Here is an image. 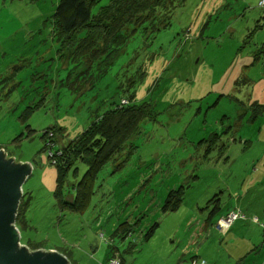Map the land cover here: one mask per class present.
<instances>
[{
  "label": "rangeland",
  "instance_id": "rangeland-1",
  "mask_svg": "<svg viewBox=\"0 0 264 264\" xmlns=\"http://www.w3.org/2000/svg\"><path fill=\"white\" fill-rule=\"evenodd\" d=\"M60 1L0 0V151L32 165L19 207L31 227L21 231L22 244L29 254L35 252L30 240L45 253L57 249L68 264H110L114 256L120 264H192L196 256L209 264L221 250L228 262L234 247L221 245L225 232L209 226L202 234L201 224L210 215L206 196L218 182L215 172L223 190L226 183L240 188L241 175L249 173L245 191L257 199L247 204L264 201V0H177L172 24L155 36L143 14L144 23L130 27L123 54L101 80L79 74L86 62L60 50L51 23ZM120 1L100 0L92 14ZM157 1L147 0L152 7ZM131 77L137 84L127 92ZM119 84L157 115L104 167L84 212L62 208L60 198L74 203V185L87 167L72 166L59 182L54 155L92 124L96 111L106 110L104 103L120 100ZM52 128L59 140L47 146L44 134ZM213 133L222 135L226 151L207 154L202 141ZM176 187L191 192L179 210L166 213ZM226 192L223 210L242 196V190ZM247 248L239 242V253Z\"/></svg>",
  "mask_w": 264,
  "mask_h": 264
},
{
  "label": "trees",
  "instance_id": "trees-1",
  "mask_svg": "<svg viewBox=\"0 0 264 264\" xmlns=\"http://www.w3.org/2000/svg\"><path fill=\"white\" fill-rule=\"evenodd\" d=\"M98 1L100 0H61L51 20L55 37L61 43L60 50L64 51L66 48L71 55H75L72 59L79 60L78 63L84 60L86 68L79 74H89V76H94L92 79L95 80L103 79L110 72L115 60L123 54L127 40L131 38L130 27H140V24L144 23L143 14H149L147 20H149L150 28L155 25L152 28L154 36L157 32L168 28L172 24L173 12L171 9L177 0H159L156 2L158 5L153 7L148 4L147 0H121L113 10L101 11L100 14L93 15L91 8ZM146 21L145 23H147ZM93 72L95 73L93 74ZM136 84L137 81L134 77L128 78L126 81L127 92H130L128 87H135ZM118 86L122 92L120 100L104 103L106 110L102 113L96 111L92 124L76 139L70 140L66 146L59 148L54 155L53 162L59 167V182L72 166L84 164L87 167L83 179L74 185L73 189L77 191L74 203L60 198L59 205L62 208L84 212L96 192L95 183L104 167L108 163H115L117 156L130 146V141L139 134L143 121L154 120L157 115L151 103L138 102L134 92L128 96L124 93L123 85L122 88L120 84ZM124 100H127V103L123 104ZM44 136L48 137L47 146L48 143L51 146L58 143L57 129L46 130ZM202 142L207 143V154H211L215 149H219L222 153L227 148L219 133H213ZM122 165L123 163L119 164L117 169ZM184 198L183 189L171 190L163 206V211L167 213L178 210L184 202ZM208 204V208L211 207L209 226L215 227V230H219L217 224L222 217H228L233 212L238 214L229 230L224 233L225 235L240 219L251 220L259 224L263 234L259 250L263 251L264 216L259 217L243 211L240 207L241 202L239 205L237 200L226 214L212 222L218 211L222 209L220 194L215 195ZM16 224L21 231L28 227L31 228L25 209L21 213L20 208L18 209ZM28 245L33 250L44 248L32 240Z\"/></svg>",
  "mask_w": 264,
  "mask_h": 264
},
{
  "label": "water",
  "instance_id": "water-1",
  "mask_svg": "<svg viewBox=\"0 0 264 264\" xmlns=\"http://www.w3.org/2000/svg\"><path fill=\"white\" fill-rule=\"evenodd\" d=\"M14 162L0 151V264H68L67 257L58 251L29 254L26 246L20 244L16 218L31 165Z\"/></svg>",
  "mask_w": 264,
  "mask_h": 264
},
{
  "label": "crops",
  "instance_id": "crops-1",
  "mask_svg": "<svg viewBox=\"0 0 264 264\" xmlns=\"http://www.w3.org/2000/svg\"><path fill=\"white\" fill-rule=\"evenodd\" d=\"M105 109H106V107H105ZM192 158H194V157H192ZM261 172L259 170L255 174L259 175ZM214 174H215V179L218 182H217V184H213V186H211V188H210L211 190L208 191L210 193L209 195L206 196V200L208 201V203L212 199V196L214 197L215 195L220 194L221 205H222V201L224 203V197L227 195L226 191H228L230 189L231 191L233 190L237 194V193H239L242 190V192L239 193V194H242V197H241V199L240 198L238 199V202H239V205H240V201L242 200V203H241L240 207L243 209V211H245L247 213L258 215L259 217L264 216V201H262V202L258 201V202H256V204H247V202L249 200L257 199V198H255V195H254L256 193H253L250 190L248 192L245 191V186L247 184V179H248L249 173L246 174V175H244V174L241 175L242 176V180H245V181L243 182L244 185H242L240 188L231 186V185L226 183L225 190H223V187H222V184H221V183H224L223 180H222V177H220V175H218V173H216V172ZM201 179H202L201 175H196L195 176V181L201 180ZM217 188L220 189V191H221L220 193H218V191L216 190ZM174 189H177V187L174 188ZM238 189H241V190H238ZM236 191H238V192H236ZM190 192H191V190H189V191L184 190V197H185V193L187 195V194H190ZM184 202H185V198H184ZM184 202L182 203V205L184 204ZM201 203L202 202L199 199L197 201L196 205L193 208L194 212L197 209H201V205H202ZM208 205L209 204H207V208L206 209H209ZM229 205L230 206H228V205L226 206V210L222 209L223 213L221 212V216L226 214L228 212V210L233 207L234 204L231 203ZM190 209H191L190 211H192V207H190ZM210 212H211V210H210ZM189 213H191V212H189ZM213 221H214V218H213L212 222ZM209 222H210V215L207 218L206 222L204 224H201L202 234H204L205 228L208 229V233H209V230H211L209 228ZM236 228L241 229V231L240 232H235ZM233 229H234V232L232 233ZM232 230L227 235L224 236L225 237L224 240L223 239L221 240V245L222 246L227 244V246L228 245H232L234 247V250L231 253V255L229 254L230 260L228 262L225 261V259H226L225 254L222 253L223 250H221V253H219L217 255H211V257L208 258L209 259V264H242L243 261L251 262V263H248V264H260V257L264 253V249H263V251L259 250L260 246H261L260 243H261L262 238H263L262 237L263 234H262V231L260 229V225L255 223V222H253V221H251V220L240 219L234 224ZM235 236L238 237L236 242H235V240H236ZM234 242H235V245H234ZM239 242H245V243L248 244V248L242 254L239 253ZM255 253H257V259L255 261L254 260L252 261V257H253V255ZM235 257H236V259L234 260Z\"/></svg>",
  "mask_w": 264,
  "mask_h": 264
},
{
  "label": "built area",
  "instance_id": "built-area-1",
  "mask_svg": "<svg viewBox=\"0 0 264 264\" xmlns=\"http://www.w3.org/2000/svg\"><path fill=\"white\" fill-rule=\"evenodd\" d=\"M262 4H263V2H262ZM125 103H127V100L123 101V104H125ZM5 157H6V155H5ZM237 217H238V214L235 212L231 213L228 217H222L217 224L218 229L221 231L227 232ZM110 264H120V260L117 257L113 258V259H111ZM192 264H207V263L205 260L200 261L198 259V257H195L192 261Z\"/></svg>",
  "mask_w": 264,
  "mask_h": 264
},
{
  "label": "flooded vegetation",
  "instance_id": "flooded-vegetation-1",
  "mask_svg": "<svg viewBox=\"0 0 264 264\" xmlns=\"http://www.w3.org/2000/svg\"><path fill=\"white\" fill-rule=\"evenodd\" d=\"M19 228V227H18ZM20 230V229H19ZM20 232H21V230H20ZM22 243H24L23 241H22V232H21V241H20V244L21 245H23ZM24 246H25V244H24ZM31 250V249H30ZM38 250H44V248H41V249H37V250H32V251H38ZM45 251V250H44ZM51 251H57V249H52ZM51 251H46V252H51ZM59 252V251H58ZM61 253V252H60ZM62 254H64V253H62ZM65 255V254H64ZM66 257H67V259H68V256L67 255H65Z\"/></svg>",
  "mask_w": 264,
  "mask_h": 264
},
{
  "label": "clouds",
  "instance_id": "clouds-1",
  "mask_svg": "<svg viewBox=\"0 0 264 264\" xmlns=\"http://www.w3.org/2000/svg\"><path fill=\"white\" fill-rule=\"evenodd\" d=\"M30 165H31V164H30ZM31 170H32V165H31ZM30 174H31V173H30ZM29 176H30V175H29ZM29 176H28V177H29Z\"/></svg>",
  "mask_w": 264,
  "mask_h": 264
}]
</instances>
